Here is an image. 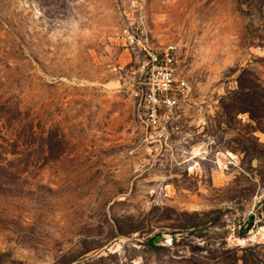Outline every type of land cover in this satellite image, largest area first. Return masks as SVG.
I'll return each instance as SVG.
<instances>
[{"label": "rangeland", "instance_id": "374dc122", "mask_svg": "<svg viewBox=\"0 0 264 264\" xmlns=\"http://www.w3.org/2000/svg\"><path fill=\"white\" fill-rule=\"evenodd\" d=\"M263 262L264 0H0V264Z\"/></svg>", "mask_w": 264, "mask_h": 264}, {"label": "built area", "instance_id": "2783aa9c", "mask_svg": "<svg viewBox=\"0 0 264 264\" xmlns=\"http://www.w3.org/2000/svg\"><path fill=\"white\" fill-rule=\"evenodd\" d=\"M136 42L138 40L133 36L131 43ZM142 48L144 56L142 71L147 74L150 81V87L144 97V102L149 117L156 120L161 107L173 108L180 101L179 98L173 96L176 80L172 65L175 61L176 47L168 45L161 51H153L144 45ZM181 89L183 92L186 90L185 83H182Z\"/></svg>", "mask_w": 264, "mask_h": 264}, {"label": "trees", "instance_id": "16d2710c", "mask_svg": "<svg viewBox=\"0 0 264 264\" xmlns=\"http://www.w3.org/2000/svg\"><path fill=\"white\" fill-rule=\"evenodd\" d=\"M251 221H252V220H251ZM251 221H250V222H251ZM250 226H251V223L248 224V226L246 227V229L244 230L243 233H246V232L250 229Z\"/></svg>", "mask_w": 264, "mask_h": 264}]
</instances>
